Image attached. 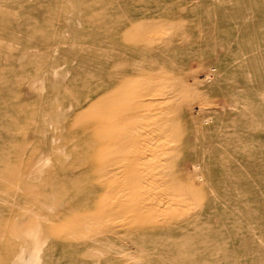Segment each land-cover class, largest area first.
Returning <instances> with one entry per match:
<instances>
[{"label":"rangeland","instance_id":"1","mask_svg":"<svg viewBox=\"0 0 264 264\" xmlns=\"http://www.w3.org/2000/svg\"><path fill=\"white\" fill-rule=\"evenodd\" d=\"M0 264H264V0H0Z\"/></svg>","mask_w":264,"mask_h":264},{"label":"bare ground","instance_id":"2","mask_svg":"<svg viewBox=\"0 0 264 264\" xmlns=\"http://www.w3.org/2000/svg\"><path fill=\"white\" fill-rule=\"evenodd\" d=\"M29 82H30V84H31V81H29ZM160 109H161V108H160ZM161 110H162V109H161ZM165 110H166V109H165ZM163 111H164V109L162 110V112H163ZM165 113H166V112H165ZM163 114H164V113H163ZM164 115H165V114H164ZM164 115H163V116H164ZM161 116H162V115H161ZM160 118H161V117H160ZM142 119H144V118H141V117H140L139 119H135V121H136V123H137L138 121H141ZM156 120H157V119H156ZM163 120H164V119H163ZM163 120H162V121H163ZM165 120H166V119H165ZM155 122H156V121H155ZM157 122H158V121H157ZM148 126H149V125H148ZM156 128H157V126H156ZM37 164H38V161H37ZM199 200H200V199H199ZM100 255H102V253H101Z\"/></svg>","mask_w":264,"mask_h":264},{"label":"crops","instance_id":"3","mask_svg":"<svg viewBox=\"0 0 264 264\" xmlns=\"http://www.w3.org/2000/svg\"><path fill=\"white\" fill-rule=\"evenodd\" d=\"M134 115L131 114V119L129 118L128 120H132V119L135 120V118H133Z\"/></svg>","mask_w":264,"mask_h":264}]
</instances>
